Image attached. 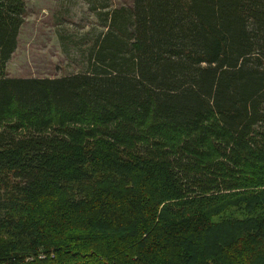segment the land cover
<instances>
[{
  "label": "trees",
  "instance_id": "1",
  "mask_svg": "<svg viewBox=\"0 0 264 264\" xmlns=\"http://www.w3.org/2000/svg\"><path fill=\"white\" fill-rule=\"evenodd\" d=\"M0 0V264H264V0H84V69L10 78Z\"/></svg>",
  "mask_w": 264,
  "mask_h": 264
},
{
  "label": "rangeland",
  "instance_id": "2",
  "mask_svg": "<svg viewBox=\"0 0 264 264\" xmlns=\"http://www.w3.org/2000/svg\"><path fill=\"white\" fill-rule=\"evenodd\" d=\"M116 4L131 0H113ZM102 28L84 0H29L10 78H62L86 66Z\"/></svg>",
  "mask_w": 264,
  "mask_h": 264
}]
</instances>
